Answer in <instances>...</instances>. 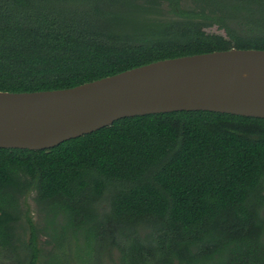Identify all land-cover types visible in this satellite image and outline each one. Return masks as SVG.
I'll return each instance as SVG.
<instances>
[{
	"label": "trees",
	"instance_id": "trees-1",
	"mask_svg": "<svg viewBox=\"0 0 264 264\" xmlns=\"http://www.w3.org/2000/svg\"><path fill=\"white\" fill-rule=\"evenodd\" d=\"M230 48L264 50V0H0V91ZM263 208L264 118L172 111L0 147V264H264Z\"/></svg>",
	"mask_w": 264,
	"mask_h": 264
},
{
	"label": "water",
	"instance_id": "water-1",
	"mask_svg": "<svg viewBox=\"0 0 264 264\" xmlns=\"http://www.w3.org/2000/svg\"><path fill=\"white\" fill-rule=\"evenodd\" d=\"M182 110L264 118V50L165 58L70 88L0 91V147L50 148L123 117Z\"/></svg>",
	"mask_w": 264,
	"mask_h": 264
},
{
	"label": "rangeland",
	"instance_id": "rangeland-1",
	"mask_svg": "<svg viewBox=\"0 0 264 264\" xmlns=\"http://www.w3.org/2000/svg\"><path fill=\"white\" fill-rule=\"evenodd\" d=\"M207 31H209V32H214V33H221V34H224V32H223L222 30H219L216 26L211 27V28L208 29ZM33 197H34V193L29 194V196H27L26 199L22 200V205H23L24 209H26V208L29 209V212L31 213L30 215H31L33 218H36V216H35V214H36V212H35V209H36V203H35ZM262 211H263V214H264V208H263ZM19 225H20L21 227L23 226V228L21 229V233H22L24 239H25L26 241H30V240H31L30 228H29V225H28V223H27L25 217H23V218L21 219V221L19 222ZM40 241H41V243H42V238H39V242H40ZM9 263H11L10 260H9Z\"/></svg>",
	"mask_w": 264,
	"mask_h": 264
}]
</instances>
